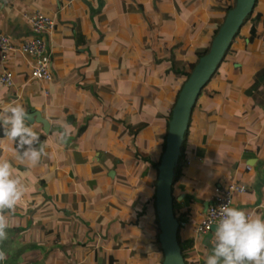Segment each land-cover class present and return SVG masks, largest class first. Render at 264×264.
Listing matches in <instances>:
<instances>
[{"label": "crops", "instance_id": "1", "mask_svg": "<svg viewBox=\"0 0 264 264\" xmlns=\"http://www.w3.org/2000/svg\"><path fill=\"white\" fill-rule=\"evenodd\" d=\"M208 1L0 0V32L17 46L33 34L25 15L41 11L56 20L48 36L52 82L32 76L29 56L0 50V75L14 73L13 86L0 85V106L19 103L50 123L48 132L40 122L29 124L47 143L35 168L19 164L12 146L0 149L27 187L22 202L5 213L10 226L0 249L7 258L0 264H130L140 258L123 245L155 216L145 200L125 201L124 184L130 192L133 184L156 185L149 158L162 155L153 145L164 146L171 111L157 103L158 85L174 65L183 70L185 58L195 61L204 32L211 37L204 27ZM258 1V35L252 41L250 30L241 36L236 55L242 52L244 61L233 63L238 76L226 82L221 97L228 108L204 106L192 115L174 192L187 264H205L211 252L214 230H194L217 186L244 184L247 191L236 194L231 207L264 217V0ZM211 92L210 99L221 100V91ZM57 122L70 125L64 143Z\"/></svg>", "mask_w": 264, "mask_h": 264}, {"label": "clouds", "instance_id": "2", "mask_svg": "<svg viewBox=\"0 0 264 264\" xmlns=\"http://www.w3.org/2000/svg\"><path fill=\"white\" fill-rule=\"evenodd\" d=\"M36 116L19 103L0 106V149L13 147L14 158L26 168H35L46 153L47 143L40 137L30 122ZM62 129L56 133L59 142L70 136V125L57 122ZM27 187L23 178L16 173L13 163L0 158V241L7 239L9 218L6 212L13 211L23 200ZM220 219L215 224L212 248L205 264H264V217L253 216L244 210L221 205ZM0 249V262L6 260Z\"/></svg>", "mask_w": 264, "mask_h": 264}, {"label": "water", "instance_id": "3", "mask_svg": "<svg viewBox=\"0 0 264 264\" xmlns=\"http://www.w3.org/2000/svg\"><path fill=\"white\" fill-rule=\"evenodd\" d=\"M257 0H235L213 38L208 53L202 55L190 76L183 84L172 115L169 119L166 145L158 165L156 182V213L160 228L159 241L163 250L162 264H187L182 246L178 239L180 226L175 213L173 180L179 158L182 154V144L189 127L193 106L200 92L218 69L229 47L240 30L247 16L254 10ZM36 116L34 121L44 125L49 131L50 123L41 113L30 112ZM215 227L213 228V230Z\"/></svg>", "mask_w": 264, "mask_h": 264}, {"label": "rangeland", "instance_id": "4", "mask_svg": "<svg viewBox=\"0 0 264 264\" xmlns=\"http://www.w3.org/2000/svg\"><path fill=\"white\" fill-rule=\"evenodd\" d=\"M233 2L234 0H209L208 1V5L204 7V11H205L204 27L206 26L207 29L210 30L209 33L212 32L211 34L212 39L211 37H208L209 34H207V32H204L201 38L202 40L200 39L199 43L196 45V50H204L205 48L211 46V43L213 40L214 27H216V25H219L224 21L227 10H228V6L229 4H232ZM258 5H259V1L255 9L258 8ZM210 13H212V16H209ZM253 19L256 21V23H258L257 22L258 19L256 15H254L253 18L250 20V22L248 23L246 22L245 24L241 26L240 32L238 34V40L234 42L232 49L228 50L226 53V57L228 61L226 62L227 60L226 59L223 65H221V67L216 70V72L210 79L209 84L207 85V90H206L207 92L199 97L198 104L195 108L196 112L199 111L204 106H208L209 108H212V109L215 108L219 111L221 110V105H223L221 97L226 95V92H227L226 82L238 76L237 74L238 72L231 70L233 63L235 61L236 63L244 61V55L242 54V52H240L239 55L238 54L236 55V50L242 49V44L245 42V40H243L241 36L243 34H249V27L252 24ZM184 62L185 64L183 65V70L184 71L189 70L190 61L187 58H185ZM184 80H185V76L181 74H176V73H173L170 75L165 74L164 79L161 80L158 85V91H160L158 92V96L161 99V101L157 103H159V105L164 104L165 106L169 107L170 110L173 109L174 100L176 98L177 92L183 86ZM213 89H217L221 91V94L218 96V98L221 100L217 101V100H213L209 98V93ZM206 96H208V98ZM222 108L227 109L228 107L226 108L223 105ZM150 126H151V129L154 130L152 132V135L156 134L154 136L155 141L156 140L158 141L157 132H159V129H160L159 123L154 122L153 126L152 125ZM167 133H168V127L166 129L165 136L167 135ZM149 138L150 136L148 137V139ZM153 147L159 151L158 153L160 152L162 153V151H164L163 144L160 145L161 148L158 146V144H154ZM158 153H155L154 155L157 156ZM159 158L160 156L158 158H155V161H154V158L153 159L149 158V160L154 162V168H155L154 177L156 180L155 184L157 182V176H158L157 163L159 162ZM134 179H137V178L135 177ZM138 179L140 180L141 177H138ZM142 184H143V188L142 187L137 188V186L135 188V184L132 185L134 188V191H133L134 193L130 192L129 188L125 186L124 184L125 192L128 194L127 198L125 197V201L128 202V199L129 200L131 199V200H134L135 203L138 204L142 199L145 200V202L148 203V209L150 210V213L152 212L155 217L153 218L152 215H148L145 219L144 227L141 228L139 232L137 233V235L135 236L136 240L132 241L131 244L125 243L123 245L122 250L125 253L126 252L127 253L138 252V256L140 258H138L137 261L133 260L132 263L130 264H162L164 253H163V250L161 249V244L159 241V234H160L159 223L156 221V200H155L156 185L151 188H148L147 186L144 185L143 182ZM126 206L127 208L124 211L129 210V205H126ZM126 206H124L123 208H125ZM132 210L133 208H130V211ZM149 233H151V236L149 235ZM134 243L138 246L137 249H135Z\"/></svg>", "mask_w": 264, "mask_h": 264}, {"label": "built area", "instance_id": "5", "mask_svg": "<svg viewBox=\"0 0 264 264\" xmlns=\"http://www.w3.org/2000/svg\"><path fill=\"white\" fill-rule=\"evenodd\" d=\"M25 16L32 28V36L26 38L17 46L10 35L0 32V50L4 53L17 50L29 56L32 59V76L44 82H52L54 80V71L52 56L49 51L48 36L56 28V20L54 17L41 11ZM0 85L8 87L14 85L13 71L7 69L2 72L0 75ZM45 93H49V90L45 89ZM246 191L247 187L242 183L235 182L217 186L214 189L212 203L197 223L194 230L195 233L203 235L211 232L220 219L219 207L221 205L231 207L234 203L235 195Z\"/></svg>", "mask_w": 264, "mask_h": 264}, {"label": "trees", "instance_id": "6", "mask_svg": "<svg viewBox=\"0 0 264 264\" xmlns=\"http://www.w3.org/2000/svg\"><path fill=\"white\" fill-rule=\"evenodd\" d=\"M257 3H258V0H257ZM257 3H256V5H255V7L257 6ZM234 5H235V0H234V2H233L232 4H229L227 12H228L231 8H233ZM255 11H256V9L254 8V10H253V11L247 16V18L244 20V23H243V24H245L246 22H247V23L250 22V20L253 18L254 15H256V17H257L258 20H261V19H262V15H261L260 13H255ZM226 14H227V13H226ZM263 22H264V21H263ZM222 23H223V22H222ZM222 23L219 24V25H217L216 28H214V31H213V38H214V37L216 36V34L218 33L219 28H220V26L222 25ZM249 30H250V35H249L247 38L249 39V41H252V40L258 35V28H257V25H256L255 22H252V24L250 25V29H249ZM239 32H240V30L237 32V34H236L234 40L238 37ZM261 33L264 34V29H263V31H262ZM241 34H242V33H241ZM239 36H240V35H239ZM234 40L232 41V43H231V45H230V47H229V50H231ZM209 49H210V46L207 47V48H205L204 50H200V51L197 52L196 59H195V61H193V62L190 63V69H189V70L184 71V70H182V69L176 68L175 65H174V66H173V69L169 70L168 72H171V71H172L173 73L184 75V76H185L184 83H185V81H186V80L188 79V77L190 76L192 70L194 69L195 65L197 64L199 58H200L202 55L208 53ZM226 59H227V57L225 56V57L223 58L222 62L220 63V65H219L218 68L221 67V65L224 63V61H225ZM209 81H210V80H209ZM209 81H208V83L204 86V88L202 89V91L200 92L199 97H200L202 94H205V93L207 92L206 90H207V85L209 84ZM181 88H182V87H181ZM181 88L178 90L177 96H176V98H175V100H174V105H175V102H176V100H177V98H178V95H179V93H180V91H181ZM212 93H213V92H211V93H209V94L212 95ZM213 95H214V93H213ZM213 95H212V96H213ZM199 97H198V99H199ZM198 99L196 100V103H195V105L193 106V109H192V113H191V118H190L189 127H188V129H187V131H186V133H185V139H184V142H183V144H182V154H181V156H180V158H179V161H178V163H177V166H176L177 168H176V170H175V177H174V180H173V195H174V206H175V213H176V215H177V209H176V203H177V202H176V196H175L174 192H175V188H176L177 182H178V180H179V178H180V176H181V173H182V160L184 159V157H185V155H186V154H185V146H186L187 137H188L189 130H190L189 128H190L191 121H192V115H193V112H194L195 107H196V105H197ZM174 105H173V106H174ZM171 115H172V109H171V111H170V113H169V119L171 118ZM169 119H168V124H169ZM168 124H167V125H168ZM3 135H4V134H3V129L0 128V136H3ZM39 137H40V141H41V142H43V141L45 140V138H46L45 135H39ZM165 145H166V136H165V138H164V148H165ZM163 150H164V149H163ZM162 153H163V152H162ZM161 156H162V155H161ZM161 156H160V158H159V162L157 163V165H159V163H160ZM144 209H145V208H144ZM177 217H178V219H179V216H177ZM156 221L158 222V216H157V213H156Z\"/></svg>", "mask_w": 264, "mask_h": 264}]
</instances>
